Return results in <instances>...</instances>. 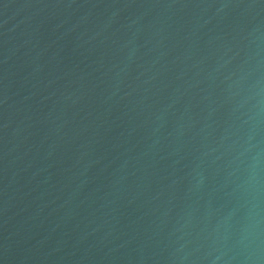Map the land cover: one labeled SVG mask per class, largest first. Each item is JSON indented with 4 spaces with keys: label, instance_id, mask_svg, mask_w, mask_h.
<instances>
[{
    "label": "water",
    "instance_id": "obj_1",
    "mask_svg": "<svg viewBox=\"0 0 264 264\" xmlns=\"http://www.w3.org/2000/svg\"><path fill=\"white\" fill-rule=\"evenodd\" d=\"M0 264H264V0H0Z\"/></svg>",
    "mask_w": 264,
    "mask_h": 264
}]
</instances>
